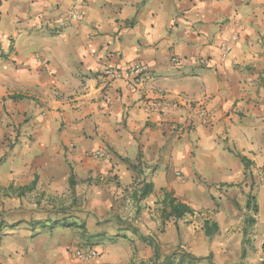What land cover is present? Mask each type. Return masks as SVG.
<instances>
[{
	"label": "crops",
	"instance_id": "0c3cea01",
	"mask_svg": "<svg viewBox=\"0 0 264 264\" xmlns=\"http://www.w3.org/2000/svg\"><path fill=\"white\" fill-rule=\"evenodd\" d=\"M134 63L148 71L103 73ZM237 153L264 163V0H0V264H153L143 236L162 257L259 264L264 233L243 257L242 236H207L197 217L217 183L250 177ZM163 191L194 213L163 218ZM58 215L73 237L54 238ZM82 246L100 258L77 259Z\"/></svg>",
	"mask_w": 264,
	"mask_h": 264
},
{
	"label": "rangeland",
	"instance_id": "374dc122",
	"mask_svg": "<svg viewBox=\"0 0 264 264\" xmlns=\"http://www.w3.org/2000/svg\"><path fill=\"white\" fill-rule=\"evenodd\" d=\"M246 181H248L249 184L251 183V190L249 192H247L248 182ZM217 186L216 189H213L214 191L217 190L218 193H216V191L212 194V207L199 210V215L197 217L204 219L207 216L209 219L219 222L223 227V230L220 231L219 234L224 235L226 239L232 240L237 236H242L243 246L246 248V251L249 248V250L256 252L257 249L254 246V242L257 241V238H262L264 233V163L262 166L256 167V164L253 162L250 168V177L246 176L241 182L217 183ZM251 195L256 197L257 202L258 200L261 202V212L259 211L260 213L257 215H254L255 212L246 206V202L248 201L247 198ZM58 216L61 221L48 222L49 230L59 227L54 238L58 240L59 237H73L72 231L68 230L66 227L68 223H65L66 220H70V218L64 220L62 218L63 215ZM253 216L259 218V223L256 221L255 225L250 226L247 219ZM255 236H257V238H255ZM207 261H209L208 258ZM259 264H264V261L259 262Z\"/></svg>",
	"mask_w": 264,
	"mask_h": 264
},
{
	"label": "trees",
	"instance_id": "16d2710c",
	"mask_svg": "<svg viewBox=\"0 0 264 264\" xmlns=\"http://www.w3.org/2000/svg\"><path fill=\"white\" fill-rule=\"evenodd\" d=\"M237 156L241 159V161L243 162L245 167H249L251 164H253V162L250 159H248V157L242 155L241 153H237ZM70 182H71V184H73V178H71ZM33 185H35V181L32 183V185L30 184L29 186L17 188L20 191L19 194H21L25 190L31 189L33 187ZM8 190H13V186H10L7 189H5L6 194H9V193H7ZM152 192H153V184L152 183H144L140 192L134 193L133 197L136 200H142V199L146 198L147 196H149ZM163 192H164V197L162 199V204H163L162 217L163 218H166V219L174 218V219L178 220V219H182L187 214H193L194 213L195 210L190 205L179 200L177 197L174 196V194L172 192H167V191H163ZM255 201L257 202L256 197L251 195L248 198L246 206H247V208H249L250 210H253L255 212L254 215H257L260 211V207H259L258 202L256 203ZM252 202H253V205H252ZM247 222L250 226L255 225L256 218L254 216L249 217L247 219ZM246 229H245V231H246ZM204 231H205L207 236H213V235L218 234L220 232V225L217 221L207 219L204 222ZM143 238L145 240L149 241V243L151 245H153L155 248V255H154V258L152 260L153 264H197L198 262H200L202 260V258L197 257V256L193 255L192 253H190L186 250H183V249H181L180 251H176L175 253H173L170 256L162 257L161 253L159 252V247L157 244H155L153 238L152 237H145V236H143ZM262 249L264 251V243L262 245ZM242 256L243 257L246 256L245 248H243ZM207 258L209 260L208 264H218V263L213 261L212 255H209Z\"/></svg>",
	"mask_w": 264,
	"mask_h": 264
},
{
	"label": "built area",
	"instance_id": "2783aa9c",
	"mask_svg": "<svg viewBox=\"0 0 264 264\" xmlns=\"http://www.w3.org/2000/svg\"><path fill=\"white\" fill-rule=\"evenodd\" d=\"M81 18V13L77 9H73L70 11L61 21L62 26L69 25L74 21ZM220 49L223 52V55L230 53L231 48L227 43H222ZM175 62H178L179 59L175 56L173 57ZM148 71V66L142 63H134L127 67H108L106 68L103 73L107 77L109 81L115 80H126L130 81L135 79L136 77H140L142 74ZM109 97V96H108ZM168 99L158 98V99H151L148 104L149 107L153 110L162 111L163 108L168 107ZM190 108L196 110L198 112L199 119H206L209 115V109L207 103L204 102H196L193 100L188 101ZM196 123L194 117L191 116L188 122V126H192ZM95 158H103L105 153L103 151H95L92 153ZM177 175L180 176L181 173L177 172ZM74 255L77 259L85 262H94L100 258V251H98L95 247H79L74 251Z\"/></svg>",
	"mask_w": 264,
	"mask_h": 264
}]
</instances>
